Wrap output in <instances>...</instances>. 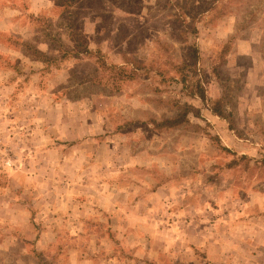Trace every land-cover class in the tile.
Instances as JSON below:
<instances>
[{"label":"rangeland","instance_id":"1","mask_svg":"<svg viewBox=\"0 0 264 264\" xmlns=\"http://www.w3.org/2000/svg\"><path fill=\"white\" fill-rule=\"evenodd\" d=\"M0 264H264V0H0Z\"/></svg>","mask_w":264,"mask_h":264},{"label":"trees","instance_id":"2","mask_svg":"<svg viewBox=\"0 0 264 264\" xmlns=\"http://www.w3.org/2000/svg\"><path fill=\"white\" fill-rule=\"evenodd\" d=\"M197 93H198V96L201 100L206 99V96H205L203 89H199V91ZM211 110H212L213 114H215L216 116H219V117L225 116L223 114L222 109H221V101L220 100L214 101L213 108H211ZM188 114H189V112L185 110V111H183V113L181 115H178L171 120H165L159 126H166V127H171V128L177 127L186 121Z\"/></svg>","mask_w":264,"mask_h":264}]
</instances>
